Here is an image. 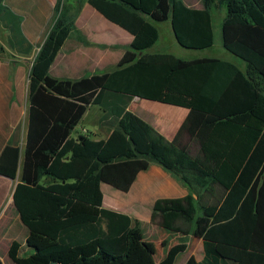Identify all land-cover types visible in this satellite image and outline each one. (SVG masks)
Returning <instances> with one entry per match:
<instances>
[{"label": "trees", "instance_id": "16d2710c", "mask_svg": "<svg viewBox=\"0 0 264 264\" xmlns=\"http://www.w3.org/2000/svg\"><path fill=\"white\" fill-rule=\"evenodd\" d=\"M85 1L133 37L132 50L114 71L79 80L47 75L38 83L29 100L23 152L19 125L0 154L1 177L15 180L20 171L14 207L28 231L27 252L21 256L22 244L13 241L10 260L175 264L185 243L171 247L157 263L139 230L132 229V219L104 207L102 183L127 193L155 161L192 191L158 200L151 216L158 227L203 239L204 259L191 257L187 264H264V94L232 62L146 53L160 37L155 23L164 22H170L183 48H211V10L225 9V49L264 78V0H203L200 9L183 0H57L53 42L75 29ZM2 2L0 21L11 32V47L31 53L18 16ZM135 97L189 109L178 138L183 131L195 137L198 155L192 157L177 139L166 141L129 111ZM91 106L111 118L106 140L72 137ZM9 204L13 207V200ZM14 207L9 217L16 215Z\"/></svg>", "mask_w": 264, "mask_h": 264}, {"label": "crops", "instance_id": "0c3cea01", "mask_svg": "<svg viewBox=\"0 0 264 264\" xmlns=\"http://www.w3.org/2000/svg\"><path fill=\"white\" fill-rule=\"evenodd\" d=\"M20 2L21 0H3L2 4L12 12L17 13L16 10H20L17 9L20 8ZM56 2L57 0H50L51 9L55 8ZM193 8L200 9L202 7ZM16 15L18 16V14ZM211 15L213 28L214 24L219 21L222 32L226 10L213 8L211 10ZM215 16L217 19H215ZM36 27V25H24V27L21 28L24 37L33 46L31 53L25 54L16 49L12 50L11 48L10 50L6 46L0 51V120L2 124L4 123L3 126H6L3 131L0 132V154L19 125L21 126L20 148L22 142V116L17 112L18 110L15 109L16 115H14L11 125L6 124L8 117L5 97V94L8 93L6 84H8L7 81L12 73L17 74V80H22L29 77L33 67L35 74L34 78H38V83L47 75L57 79L79 80L92 75L114 71L117 69L119 62L126 52L132 50L131 43L133 37L120 27L107 21L89 5L87 1L83 3L80 12L76 16L75 29L71 32L58 35L55 38V42L49 38L52 25L49 28L48 23V25L43 28L42 32L39 27ZM41 41L42 43L40 44ZM36 48H39L40 55L37 56V59L35 58L36 62L35 65H33V63H31V58ZM5 49L13 55L12 60L4 61L3 51H5ZM202 58L218 57L206 56L198 59ZM222 60L232 62L239 67L246 78L255 84L264 94V78L249 63L239 59L245 63L242 67L238 62L232 59L229 54H224ZM10 62H14L15 66ZM37 86L38 84L32 89L30 97L35 92ZM128 110L148 123L166 141L176 142L177 139L178 145L190 151L192 157L198 155L199 143L195 137L189 132L183 131L178 138L180 129L186 123L190 115L191 111L189 109L135 97L130 101ZM91 113H94L92 122L94 123L95 129L93 131L86 128L79 129L77 126L72 137L77 138L80 135L85 136L89 134L98 140L108 139L114 125L110 120V116L100 107H89L80 124H82ZM27 129L28 120L26 135ZM0 179L7 178L0 176ZM101 189L104 195V207L126 214L132 219V229L134 230L137 228L139 230L141 241L150 250L157 263L161 262L165 258L168 250L179 244L182 238L188 240L185 243L187 249L177 257L175 264H187L191 257H195L199 262L204 259L203 239L197 238L193 234L185 236L173 233L151 223L153 208L158 200L182 198L192 193L190 187L186 185L180 177L167 170L161 164L151 161L149 168L138 174L130 191L127 192H136L142 196L145 199L144 206H150L152 208L150 213L147 212L148 208L146 207L135 210L127 204H119L115 198H117V195H120V193L115 191V188L109 184L102 183ZM12 194L10 199L13 196ZM16 211L15 208V212Z\"/></svg>", "mask_w": 264, "mask_h": 264}, {"label": "rangeland", "instance_id": "374dc122", "mask_svg": "<svg viewBox=\"0 0 264 264\" xmlns=\"http://www.w3.org/2000/svg\"><path fill=\"white\" fill-rule=\"evenodd\" d=\"M183 1L187 5L193 7H203V0H183ZM50 5H51L50 0H21V2L19 3L20 8H17L20 10H16L17 13L15 12L16 14H18V19L20 21L21 28H23L24 25L25 26L36 25L37 26L36 28L39 27V29H41L42 32L43 28L47 26L48 23L50 28L57 17L55 10L51 9L52 7ZM76 10H77V4L75 3L72 11L73 15H76ZM215 19H217L216 16ZM155 25L159 30L160 37L158 42L151 49L147 50L146 53L152 54V53L167 52V53H172L175 56L184 60H193L206 56H214L223 59L224 54H229V56H231V58L234 59L236 62H238L242 67L243 65H245L243 61L237 59L235 56H233L231 53L225 50L222 42L221 24L219 23V21L214 24V32H215L214 45L211 49H205V50H192L180 46L173 35L170 22L155 23ZM10 38H11L10 30L5 27L3 22L0 21V48H2V50L3 47L5 46L8 49L11 48L13 50V48L9 43ZM41 43L42 41L40 42V44ZM38 55H40L39 48L38 49L36 48L31 58V63H33V65H35ZM3 57H4V61L12 60L13 55H11L9 51L5 49V51H3ZM10 63L13 66H15L14 62H10ZM31 70L32 71L29 77L24 78L22 80H17L18 79L17 74L12 73L7 81L8 84H6V88L8 89V93L5 94L6 104H7L6 106L8 108V114H7L8 117L6 124L11 125L14 115H16L15 109L18 110L17 112H19L22 116L21 117V125L23 128V135L21 142L22 152L25 146L30 94L32 89H34L38 84V78L34 79L35 74L33 67ZM93 114L94 113H91L89 117H87L82 124H79L78 128L79 129L86 128L93 131L95 129L94 123L92 122L94 119ZM3 124L0 120V132H2L3 129L6 127L5 125L3 126ZM0 180H2L0 181V258L3 264H14L10 260L8 255L9 254L8 249L13 241H19L22 244V252L20 254L21 256H24V254L27 252V246H26V238L28 236L27 229L21 223L17 211L14 217H9L10 212L13 210V207H11V205L9 204V200L11 194L15 189V185L20 180V171L15 180H11V179H0ZM114 190L120 193V195H117V198H115L119 204H127L128 206H131L135 210L146 207L148 208L147 212L148 213L151 212L152 208L150 206L149 207L144 206L145 199L142 196H140L138 193L136 192L125 193L122 191H118L116 189ZM3 191L5 192V196ZM186 241L188 240L182 238L179 243H186Z\"/></svg>", "mask_w": 264, "mask_h": 264}, {"label": "water", "instance_id": "95a60500", "mask_svg": "<svg viewBox=\"0 0 264 264\" xmlns=\"http://www.w3.org/2000/svg\"><path fill=\"white\" fill-rule=\"evenodd\" d=\"M17 185H18V183H17ZM17 185L15 186V189H16ZM15 189H14V192H15ZM14 192H13V194H14ZM13 203H14V199H13ZM52 264H55V263H52Z\"/></svg>", "mask_w": 264, "mask_h": 264}, {"label": "bare ground", "instance_id": "6f19581e", "mask_svg": "<svg viewBox=\"0 0 264 264\" xmlns=\"http://www.w3.org/2000/svg\"><path fill=\"white\" fill-rule=\"evenodd\" d=\"M12 200H13V196H12V198L10 199L9 203H10Z\"/></svg>", "mask_w": 264, "mask_h": 264}]
</instances>
